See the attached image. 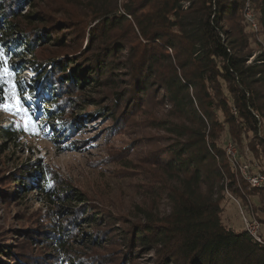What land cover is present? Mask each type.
<instances>
[{"label": "trees", "instance_id": "trees-1", "mask_svg": "<svg viewBox=\"0 0 264 264\" xmlns=\"http://www.w3.org/2000/svg\"><path fill=\"white\" fill-rule=\"evenodd\" d=\"M34 1L0 0V108L19 98L34 115V93L39 88L52 101L44 109L45 118L58 123L64 116L63 93L106 83L123 88L111 105L101 109L96 99L86 100L96 103L98 114L112 118L116 125L151 94L170 109L173 121H158L160 129L174 137L158 162L165 175L161 195L166 196L168 211L159 216L143 207V221L131 222L130 232L119 235L132 260L146 256L147 264H264V233L260 243L247 230H236L221 219L226 192L243 202L245 195L264 199V190L239 179L221 145L226 133L236 146L248 139L254 158L258 162L264 158V52L250 62L251 37L243 25L249 8L258 15L264 34V0H85L89 17L83 24L90 29L84 50L70 19L47 25L35 12L19 15L23 4L33 6ZM20 16L30 26L42 25L23 27L16 22ZM43 45L80 54L50 61L46 78L40 76L26 85L20 78L25 65L33 62L17 59L34 55ZM60 121L54 126L66 135L81 129ZM0 132L2 139L19 140L14 126ZM259 171L264 173V163ZM13 175L20 179L12 189L30 192L37 185L46 201L62 200L56 181L43 168L24 166ZM74 200L82 202L80 206L87 204V199ZM61 209L71 213L64 206ZM260 212L264 225V201ZM88 214L82 219L94 232L86 233L84 241L99 245L101 237L93 228L102 220L100 213ZM47 234L61 255L44 264H76L68 257L71 233ZM2 254L8 259L13 255Z\"/></svg>", "mask_w": 264, "mask_h": 264}, {"label": "rangeland", "instance_id": "rangeland-1", "mask_svg": "<svg viewBox=\"0 0 264 264\" xmlns=\"http://www.w3.org/2000/svg\"><path fill=\"white\" fill-rule=\"evenodd\" d=\"M31 12L43 16L47 25L58 24L67 18L75 22L77 37L83 39L82 50L87 48L90 26L88 23L83 24L89 17L85 0H35L33 6L23 4L19 15ZM243 19L245 31L251 37V62L264 52V34L258 25V15L249 8ZM16 22L30 29L42 25L30 26L21 16ZM62 28L69 29L70 26ZM69 50L43 45L34 55L28 54L17 59L25 64L33 62L32 65H25L20 81L29 85L40 76L45 79L49 65L52 64L50 61L59 62L80 54H73ZM101 80L105 82L106 79L102 77ZM118 86L117 89L105 83L93 89H73L63 93L60 103L64 106V116L58 119V123L64 120L65 123L81 126L79 132L67 135L56 129V120L45 118L44 109L52 101L39 88L34 93L37 99V113L34 115L30 114L19 98L9 100L0 108V128L14 126L19 135L16 141L0 138V262L44 264L59 258L61 253L56 250L53 237L47 232L62 230L71 233L68 257L76 264L148 263L146 256H138L133 261L123 237L119 235L127 230L130 232L131 222L143 221V207L159 216L168 211L166 196L161 195L165 175L158 162L159 155L172 143L174 137L161 130L158 121L173 119L169 117L170 109L152 94L141 106L129 109L119 125L112 118H102L98 114L100 108L94 106L96 103H88L86 99H96L102 109L111 105L116 93L122 91L121 84ZM17 104L19 108H15ZM121 116L122 113L118 112L117 117ZM47 126L51 132H47ZM50 133L54 136L50 137ZM248 143L249 140L244 139L236 146L227 133L221 140L226 154L229 147H232L236 155V175L239 179L256 173L264 175L259 171L264 158L258 162L249 151ZM36 165L56 181L63 201L56 200L55 204L46 201L37 190V185L30 192L12 189L14 184H19L20 179L13 174L24 166ZM254 189L264 190L263 187ZM74 199H87V204L80 206L82 202ZM262 201L264 199L260 195H245L243 202L226 192L221 201L222 222L236 230L244 229L246 220L260 223L258 216L262 215ZM62 206L71 213L62 211ZM95 211L100 213L102 219L93 228L101 237L99 245L84 241L88 238L86 233L94 231H91L89 222L82 218ZM260 233H264V225L261 223ZM3 251L12 252V257L8 259L2 254ZM128 259L131 263L127 262Z\"/></svg>", "mask_w": 264, "mask_h": 264}, {"label": "built area", "instance_id": "built-area-1", "mask_svg": "<svg viewBox=\"0 0 264 264\" xmlns=\"http://www.w3.org/2000/svg\"><path fill=\"white\" fill-rule=\"evenodd\" d=\"M230 164L236 169L238 168V161L236 159V155L234 154L232 147H229L226 154ZM246 172V171H245ZM246 181L249 182V185L252 188L263 187L264 188V175L255 174L250 175L249 177H244ZM245 230L258 242H262L261 233H260V223L256 221H245Z\"/></svg>", "mask_w": 264, "mask_h": 264}, {"label": "snow or ice", "instance_id": "snow-or-ice-1", "mask_svg": "<svg viewBox=\"0 0 264 264\" xmlns=\"http://www.w3.org/2000/svg\"><path fill=\"white\" fill-rule=\"evenodd\" d=\"M20 106H19V104H17L16 106H15V108H19ZM6 110H11V109H6Z\"/></svg>", "mask_w": 264, "mask_h": 264}]
</instances>
